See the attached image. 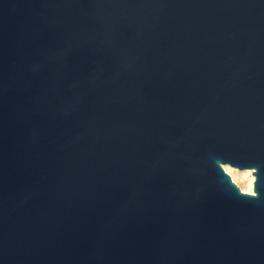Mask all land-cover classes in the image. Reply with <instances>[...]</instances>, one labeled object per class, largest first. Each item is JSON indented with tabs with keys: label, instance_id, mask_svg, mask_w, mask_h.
Masks as SVG:
<instances>
[{
	"label": "water",
	"instance_id": "obj_1",
	"mask_svg": "<svg viewBox=\"0 0 264 264\" xmlns=\"http://www.w3.org/2000/svg\"><path fill=\"white\" fill-rule=\"evenodd\" d=\"M0 264H264V0H0Z\"/></svg>",
	"mask_w": 264,
	"mask_h": 264
},
{
	"label": "rangeland",
	"instance_id": "obj_2",
	"mask_svg": "<svg viewBox=\"0 0 264 264\" xmlns=\"http://www.w3.org/2000/svg\"><path fill=\"white\" fill-rule=\"evenodd\" d=\"M223 168L224 166H228V173L230 174L232 180H234L236 182V184L240 187V189H247L250 187V185H248V181L250 180V178L253 175L252 169L247 168V169H239L237 167L231 166L229 164H223L222 165ZM253 186V183H252Z\"/></svg>",
	"mask_w": 264,
	"mask_h": 264
},
{
	"label": "bare ground",
	"instance_id": "obj_3",
	"mask_svg": "<svg viewBox=\"0 0 264 264\" xmlns=\"http://www.w3.org/2000/svg\"><path fill=\"white\" fill-rule=\"evenodd\" d=\"M228 167V166H227ZM227 167L226 166H224V169L228 172V169H227ZM253 181H254V178H253V176L250 178V180L248 181V185H250V187L249 188H247V189H242L243 191H247V192H252L253 191V186H252V183H253Z\"/></svg>",
	"mask_w": 264,
	"mask_h": 264
}]
</instances>
